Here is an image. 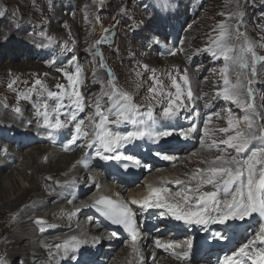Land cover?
<instances>
[{"label": "snow or ice", "instance_id": "6c2138e0", "mask_svg": "<svg viewBox=\"0 0 264 264\" xmlns=\"http://www.w3.org/2000/svg\"><path fill=\"white\" fill-rule=\"evenodd\" d=\"M92 3L98 4L102 9L105 0H92ZM225 3L234 5V9L227 14L219 13L226 16V19L216 25L213 30L216 35L210 34L208 43L203 48H197L193 55L188 57L191 60L193 56L204 53L209 55L213 62L220 64L213 70L218 79L213 82L214 91L211 93L197 95L193 91L187 68L180 69L174 65L171 71L158 74L157 70L150 68L148 64L137 62L138 69L143 70L134 69L139 81L136 84L137 89L145 84L143 73H151V83L146 89L147 104L142 106L135 102L132 93L119 86L118 78L98 48L94 53L91 48L87 51L94 59L99 58V68L107 70L108 79L106 82L100 81L101 91L96 94L94 100L87 98L82 91L86 77L75 54L67 60L66 66L55 68L67 82L57 83L56 91L50 90L40 78L35 79L30 86L28 81H20L18 78L7 84L8 89L16 92L17 98V105L11 110L20 115L22 109L19 102L33 101L35 98L33 107L37 127L44 129L46 137L52 143H56L57 135H63L65 130H68L61 146L64 151H73V146L84 148V156L77 163L85 168L91 166L93 156L104 162L116 161L124 170L130 167L147 168L150 166L142 164L139 158L125 154L121 149L134 145L137 141L150 140L159 143L172 136L183 141L198 138L199 148L187 158L189 163H193L191 157L199 156L196 161L198 166L183 174L186 179L162 180L160 186L149 183L146 185L147 194L141 199L130 198L124 201L101 196L92 204L81 203L73 211L63 213L71 220L84 209H96L112 225L121 227L127 233L138 264H147V259L142 248L145 237L141 235L138 226L137 210H158L162 219L181 222L188 229H200L205 232L212 226L226 228L233 222L259 218V228L254 231L252 237L236 249L224 252L217 258L216 264H264V95H259L256 87L264 83V54H261V51H264V26L258 25L262 33L259 40L251 39L244 23L246 0L244 3L242 0H225ZM47 4L51 8L53 0H47ZM170 6L171 0H160L161 8L166 10ZM88 7L85 5V8ZM126 11L127 7L122 6L118 15ZM4 15L5 12L0 11V17ZM87 19L85 16L86 21ZM96 20L99 21L98 16ZM12 23L20 29L19 20ZM140 24H143V21ZM187 27L191 28L192 25ZM114 28L115 25L112 29L105 28V34L96 40L92 47L110 40L114 35ZM38 35L42 40L36 47L48 49L56 43L55 38L46 31L41 30ZM148 40L149 47L161 43L157 36L149 37ZM64 47L65 50L72 51L67 48V44ZM179 52H184L183 47ZM167 54L175 56L177 50L171 49ZM55 63V60L50 61L51 65ZM69 68L74 70L69 71ZM96 75V72H93V77ZM165 80L168 81L167 84ZM93 82H96L95 79ZM21 83L25 85L22 91L18 90ZM201 100L204 101L203 108L209 110L205 114H202L199 107ZM218 101H222L223 106L217 111H211ZM2 106L8 108L6 103ZM185 112L188 116L184 119L189 121L186 128L176 123ZM82 113H86L83 118L80 115ZM221 120L225 126L215 123ZM2 150L7 152L6 148ZM212 152L216 155H201ZM155 155L167 161L177 159L167 152L157 151ZM44 159L47 162V157ZM45 179L52 180V177L47 176ZM54 183L57 187L64 188L75 184L76 181L65 180L61 183L57 180ZM88 185H95L97 190L100 188V184L91 176L88 177ZM168 185H176L178 190L173 191ZM115 195L119 197L120 193ZM67 203L72 204L73 199H68ZM15 219L16 214H13L12 220ZM87 219L91 221L92 217ZM33 223L41 233L46 230L45 226L56 227L47 224L43 217H37ZM76 227L79 228L80 225L77 224ZM117 236L116 231L111 232L112 238ZM211 236L217 241L228 239L224 231L219 229L211 232ZM82 237L83 233L79 236L72 235L54 245L42 244L46 252L45 264L78 262L82 247L89 243L96 245L102 242L98 237L91 241ZM152 246L163 250L181 264H192V239L178 242L174 239L156 238L152 241ZM150 257L155 264V252L151 253ZM0 264H9L6 255H0ZM18 264H24V261L21 259ZM33 264H41V261L34 259Z\"/></svg>", "mask_w": 264, "mask_h": 264}, {"label": "rangeland", "instance_id": "374dc122", "mask_svg": "<svg viewBox=\"0 0 264 264\" xmlns=\"http://www.w3.org/2000/svg\"><path fill=\"white\" fill-rule=\"evenodd\" d=\"M242 3H244V0H242ZM85 5L89 7L85 8ZM122 6H126L127 11L122 15H118L119 9ZM233 9L234 5H226L225 0H171V6L166 10L160 7V0H105L102 9L98 4L94 5L92 0H54L51 8H49L47 0H0V11L5 12V15L0 17V86L2 89L0 93V107L9 114L8 116L2 115L0 118V123L4 124L0 125L2 132H5V130L9 131L12 124L22 122V125L24 123V128H20V130L25 129L31 132L36 130L40 132L39 134L45 136L44 130L32 125L29 127L25 125L27 120L24 119L30 120V117L35 113L34 107L30 105L31 101L21 100L19 106L21 109L25 107L26 110H22V114L20 115L14 113L11 109L17 105L16 92L7 88V84L14 78H18L20 81H28V86H30L37 77L22 73L16 75L17 69H35L37 67H40L41 70L48 74L46 75L47 77L41 76L40 79L46 83L50 90L56 91L55 85L57 83L62 84L55 70L50 68V66H53L50 64L53 57V54L50 53L51 51L35 46L41 43L42 38L38 35L41 30L46 31L55 38L56 43L53 46H60L65 54L67 52L66 56L69 59L73 54L78 57V62L82 65L85 72L86 83L83 89L87 98L94 100L96 94L101 91L100 81L106 82L108 79L107 70L99 68V58L94 59L93 55H90L89 51H87L91 48L94 53L98 48L103 53L108 66L118 78L119 86L132 93L137 104L144 106L147 104L145 100V97L148 95L146 89L151 83L149 80L151 73H143L145 84L142 88L137 89L136 84L139 81L134 74V69L143 71L142 69H138L137 62L148 64L150 68L156 69L158 74L171 71L174 65L167 66L166 68V63L160 62L162 60H157V58L171 59L173 56L167 54L171 49H176L178 56V45L180 43L186 46V51L180 58L174 57L176 58V66H179L180 69H188L190 78L194 82V89H196L198 95L214 91L213 82L218 77L213 70L218 68L220 64L215 62L212 65L209 62L210 56L204 53L201 54V58L199 57L200 55L193 56L191 60L188 57L197 48H203L208 43L210 34L216 35L213 31L216 25L226 19V16H221L219 13L224 12L227 14ZM244 11V23L247 26L248 36L253 40H259L262 33L259 31L258 25L264 26V0H246ZM85 16L88 18L87 21L85 20ZM97 16L99 17L98 22L96 20ZM114 16L115 19H113ZM14 20L21 22L20 29H17L12 23ZM117 21L119 22L117 23ZM141 21H143V24H140ZM100 24L109 29H112L113 25H115L113 29L114 35L106 43L92 47L94 42L101 39L105 34L101 32ZM189 24L192 25L191 28L187 27ZM163 29L175 30L176 32L173 39L170 40L171 44L169 45L164 40L171 39V35L165 34L162 31ZM244 30L241 29V31ZM158 31L164 33L166 39L159 37L161 43L155 51L150 52L146 51L144 47H139L140 44L146 46L149 43L148 38L157 36ZM188 38H191V41H188ZM43 42L47 43V41ZM65 44L72 51L65 50ZM33 53L44 57V60L38 61ZM42 53L43 55L41 56ZM261 54H264V51H261ZM14 56H16L17 60H15ZM29 56L31 57L30 59ZM22 57H25L26 60L22 59ZM198 57L199 59L197 60ZM190 61H192L193 67L188 63ZM57 65L66 66V62H60ZM68 70L72 71L74 69L69 68ZM93 72L97 74L95 77H93ZM205 78H207L206 82ZM94 79L95 83L93 82ZM66 83L65 80L63 84ZM165 83L167 84L168 81L165 80ZM197 86L199 87L197 88ZM256 87L259 95H264V83L258 84ZM24 88V84L18 85V90L22 91ZM4 103L8 105L7 109L2 106ZM203 103L200 104V109H203ZM257 103H259V100ZM215 123L219 126H225L222 120L215 121ZM43 136L39 140L44 139ZM5 142V144L10 145V142ZM12 148H10V153L3 154L2 149L4 147H0V162L8 164V159H5V156L6 154L13 155ZM37 148L48 151L49 155L61 157L59 152H56L58 156L54 151L48 149L49 146L42 144L34 148V156H37L40 152ZM198 148L199 145L194 151ZM209 155L214 156L216 153L212 152ZM177 159L180 161L179 165L181 166L183 163L181 164L182 159L180 154H177ZM25 161L28 165H32L31 160L26 158ZM172 166L174 167L175 164H172ZM19 167L22 168L19 170ZM23 168V165L19 166L17 164L16 167L12 166L5 172L12 173L10 175L12 179H18L21 182L19 192L11 194L8 200H14L27 187L30 178L26 180L21 176L20 171ZM188 168L190 169V167ZM160 173L156 171L155 177L157 180L160 178ZM174 174V178H178L181 175L179 172ZM4 182L8 188L11 187V181L6 180ZM144 183L145 181L142 180L140 184ZM3 203L4 201H0V206ZM37 217H45V215L36 216L33 218V221ZM25 219H29V217ZM33 226L36 227L37 225L33 223ZM46 232L45 230L44 234ZM34 247H37L36 249L39 251V246L35 245ZM121 250L119 249L118 251ZM102 258L104 259V257Z\"/></svg>", "mask_w": 264, "mask_h": 264}, {"label": "bare ground", "instance_id": "6f19581e", "mask_svg": "<svg viewBox=\"0 0 264 264\" xmlns=\"http://www.w3.org/2000/svg\"><path fill=\"white\" fill-rule=\"evenodd\" d=\"M54 1V0H53ZM188 8V7H187ZM191 9V7H189ZM8 25V24H7ZM101 32L104 33L105 26L100 24ZM165 34L171 35V39L165 41L166 43L171 44L170 40L173 39V36H175L176 32L175 30H169V29H163L162 30ZM22 32V31H21ZM161 31L157 32L158 37H162L166 39V36ZM194 34V33H193ZM188 41H191V38L187 39ZM187 41V42H188ZM189 43V42H188ZM148 45V44H147ZM143 46L142 44L139 45V47L143 48L146 51L153 52L156 50L157 45L152 46ZM159 46V45H158ZM52 48H61L60 46H51ZM183 47L184 52L178 51V56H173L171 59H158L162 60L160 62L166 63L167 66H173L176 65V58H180L182 54L186 51V46L183 43H180L178 45V49ZM188 51V50H187ZM191 52V51H190ZM67 54V52H66ZM190 54V53H189ZM193 54V53H192ZM191 54V55H192ZM33 55L37 57L38 61H43L44 57H40L37 54ZM43 55V53L41 54ZM190 55V56H191ZM17 56V55H16ZM15 57V60L17 58ZM201 58V54L199 56ZM197 58V60L199 59ZM31 57L29 56V59ZM174 58V59H173ZM22 59H25V57H22ZM28 59V58H27ZM20 60V59H19ZM170 60V61H169ZM210 63L212 65L215 63L212 61L210 57ZM164 63V64H165ZM190 63V66L193 67L192 61L188 62ZM58 67V65H53V68L55 69ZM19 68V67H18ZM22 74H28V75H34L37 78H40L41 76H45V71L41 70L40 67L37 68H25L17 69V73ZM47 77V76H46ZM56 77V75H55ZM212 80V79H211ZM202 82V81H201ZM192 88L193 91L196 93V89H194V82L191 79ZM204 85V83H203ZM199 86H197L198 88ZM84 92V89H82ZM2 92L1 86H0V93ZM197 94V93H196ZM198 95V94H197ZM35 98H33V101ZM33 101L30 102V105L33 106ZM28 102V101H27ZM204 102L201 100L199 102L200 104ZM105 103H107V99L105 98ZM223 102L218 101L213 109L211 111L216 110L217 108H220L222 106ZM25 111V107L22 109ZM208 110H205L204 108L201 109L202 114L207 113ZM86 113H82L81 118ZM8 116L9 114L5 112V110L0 107V118L1 116ZM34 116V117H33ZM30 117V120L25 118L24 120H27L25 125L27 127L34 126L37 127V124L35 122V115ZM188 116V113L185 112L182 114L181 118L178 122H186L187 126L189 124V121L187 119H184V117ZM203 118V115H202ZM3 120V119H2ZM31 121V123H29ZM6 123V122H5ZM199 124V121L197 122ZM2 123H0L1 125ZM4 125V124H2ZM6 126V125H5ZM181 126V125H179ZM9 127V126H8ZM24 128V123L22 125V122L15 123L10 126L9 134L10 138L14 140L13 143H10V145L5 144L6 142H1L0 147H4L7 149V152L3 151L4 153H10L12 148L13 155L6 154L5 159L7 160L8 164H5L4 162H0V201H4V203L0 206V255H6V259L9 261V264H18L19 260H23L24 264H32L33 260H39L41 261V264H45L46 262V252L45 249L42 247V244H49L54 245L55 243L61 242L64 239L72 236V235H81L83 233V237L89 241L90 239V231L85 229L86 226L83 223V220L87 219V216H81L78 221L75 220L76 216H73L71 220H69L67 215H64L63 213L71 212L74 210V208L79 207L80 204L78 203L80 200L86 199V197L90 194V189H83L79 186H84L86 179L90 176L91 173H86L85 167H83L81 164H78L77 161L80 160L84 156V150L81 149L80 152H77L75 154H68V155H61V157L52 156L49 155L48 151L39 149V153L37 156H34V148L38 145L33 146L24 144L25 142H30L32 140H39L41 139L40 132L34 130V132L27 131ZM186 128V127H185ZM29 129V128H28ZM41 130H44L42 128H39ZM68 130H65L63 135H66ZM39 135V136H38ZM18 137H24V140H21L22 143L19 141L17 142L16 139ZM44 139L42 141L44 144L49 145L47 142L46 135L43 136ZM164 140V139H163ZM170 141L176 142V145L171 146L169 143L165 145V148L168 152V154H180L181 155V166L179 165L180 161L176 159L175 166L173 167L171 162H168V165L165 164L159 169L161 172L165 173L166 175H163L162 178L165 180H173L177 179L174 178V173L179 172L181 175L178 177L179 179H186V177L183 175L186 172H190L195 167H197L196 161H198L199 156L191 157L193 163L188 162V157L191 152L194 151L196 147L199 145L198 138L191 141H177L175 139V136L170 137ZM7 145V147H6ZM50 149V148H48ZM1 150V149H0ZM26 151V152H24ZM53 151V150H52ZM33 152V153H32ZM55 152V151H54ZM56 153V152H55ZM57 154V153H56ZM58 155V154H57ZM75 155V156H74ZM203 156H212L209 155V153H201ZM1 156V152H0ZM59 156V155H58ZM45 157H47V162H45ZM177 157V155H175ZM26 158L28 160L32 161V165H28L26 163ZM17 164L23 165V169H21V176L25 178L26 180L29 179V182L27 184L26 189H24L20 194L14 199V200H8L9 196L11 194H16L21 189V182L18 179H12L10 176V173H5L6 170H9L12 166H17ZM75 165V167H73ZM177 165V166H176ZM180 167H179V166ZM185 165V167H183ZM200 167H203L204 165H199ZM179 169L177 170V168ZM190 167V169L188 168ZM19 167L18 169L20 170ZM64 173H67V175H64ZM51 176L52 180H46L45 177ZM178 176V175H177ZM64 177V178H63ZM75 180L76 183L73 185H69L64 188L57 187L54 183L55 181H60L63 183L65 180ZM142 179H144V176H142L140 179L133 181L129 185L124 184V196L123 199L126 198V196H129L130 198H136L141 199L143 196L147 194V189L144 186V184H140ZM156 179L155 174H149L146 176L147 184L150 183L151 180ZM9 180L12 182L11 187L8 188L4 183V181ZM145 180V181H146ZM122 184V182H116L114 184L115 188H108L107 192H111L113 194L118 193L117 186ZM47 186V187H46ZM168 187L172 188L173 191L178 190V186L176 185H168ZM81 190L83 193V196L72 198L73 191L76 192V190ZM64 192V196L61 194ZM32 193V194H31ZM59 194V195H58ZM102 195H106L105 190H101L99 188V195L96 196L100 197ZM80 198V199H79ZM73 199L72 204H68L67 200ZM79 199V200H78ZM121 199V200H123ZM64 205L63 207H61ZM67 208V209H65ZM16 214L15 221L12 220V215ZM45 215L43 217L47 224L56 225L55 228H48L46 227V233H41L38 230V226H33V218L40 215ZM84 214V213H83ZM29 219H25L28 218ZM27 220V221H26ZM250 220H246L244 222H250ZM237 223V222H236ZM257 224L260 223L259 219L256 222ZM79 224L80 227L77 228L76 225ZM71 225V227H69ZM164 224H161L163 226ZM236 225V224H235ZM165 226V225H164ZM84 228V229H81ZM71 228V229H70ZM163 228V227H162ZM161 228V229H162ZM220 229V226H212L211 231L214 232L216 230ZM72 230V231H71ZM85 230V233L83 232ZM234 229H230L225 234H229L231 232H234ZM38 233V235H36ZM251 233V232H250ZM87 235V236H86ZM173 235V234H172ZM248 235V234H246ZM246 235L239 234L238 238L242 239ZM174 240H177V238L180 236L178 233H175L173 235ZM243 244V243H242ZM35 245L39 246V251L34 247ZM121 246V247H120ZM151 246V242L148 244H145V248H143L145 257L147 259V264H153V261L150 257V254L155 252L156 260L155 264H179L178 261H176L173 258L169 259V262L167 261V255L161 251H152L151 249H148ZM120 247V248H119ZM152 248V247H150ZM119 249H122L121 251H118ZM88 245H85L81 248V251H84L85 255L88 254ZM35 254V255H33ZM216 254V253H213ZM102 257V256H100ZM104 258L102 262L106 261L107 258L109 260L107 262H110V264H138V258L136 256L131 257L128 254V248L125 244L121 243L119 245H114L111 252L104 254ZM125 258V260H124ZM205 259V258H204ZM90 260V259H87ZM124 260V261H123ZM97 262L100 261V259L96 260ZM71 262L76 263V261H66L64 264H70ZM91 264V263H88ZM108 264V263H107ZM209 264H214L213 260L209 261Z\"/></svg>", "mask_w": 264, "mask_h": 264}]
</instances>
